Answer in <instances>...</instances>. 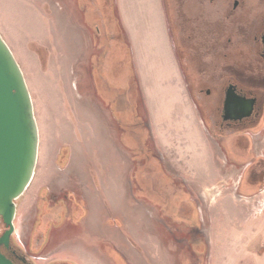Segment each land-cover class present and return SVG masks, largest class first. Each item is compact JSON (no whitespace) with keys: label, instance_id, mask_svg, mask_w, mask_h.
<instances>
[{"label":"rangeland","instance_id":"obj_1","mask_svg":"<svg viewBox=\"0 0 264 264\" xmlns=\"http://www.w3.org/2000/svg\"><path fill=\"white\" fill-rule=\"evenodd\" d=\"M164 2L179 81L158 45L153 0H0V34L40 135L12 239L34 264H264V175L249 181L264 161V124L216 127L217 85L239 51L211 48L232 28L209 4L195 21ZM200 3L179 0L176 11ZM120 5L137 23V48ZM239 11L255 16L264 0ZM241 53L246 72L254 56Z\"/></svg>","mask_w":264,"mask_h":264},{"label":"water","instance_id":"obj_2","mask_svg":"<svg viewBox=\"0 0 264 264\" xmlns=\"http://www.w3.org/2000/svg\"><path fill=\"white\" fill-rule=\"evenodd\" d=\"M233 93V94H232ZM231 88L224 106V120L250 116L233 115ZM40 135L32 97L23 71L0 34V264H16L9 249L15 233L18 202L31 185L38 162Z\"/></svg>","mask_w":264,"mask_h":264},{"label":"flooded vegetation","instance_id":"obj_3","mask_svg":"<svg viewBox=\"0 0 264 264\" xmlns=\"http://www.w3.org/2000/svg\"><path fill=\"white\" fill-rule=\"evenodd\" d=\"M177 1V5L179 0ZM190 1V0H185ZM200 5L209 4L213 7L214 14L219 15V25H226L232 28L231 35L226 39L224 48L222 46L211 48V50L222 51L237 50L239 51L235 56V60L231 61L230 71L228 77L223 78L222 83L217 85L216 95L218 96V103L216 109L217 122L216 127L220 133L224 132H239L244 130H255L264 124V11L258 12L253 16L249 13L239 11L240 7H245L248 0H200ZM205 12L203 9L199 12H190V10H183L177 15H182L181 20L189 18L183 15H202ZM183 23H185L183 21ZM217 36V35H216ZM218 42V39H217ZM203 46V45H202ZM202 48V47H201ZM246 49L252 52L253 60L247 63V71L242 72L239 65L242 63L243 57L241 52ZM211 51L210 49H207ZM236 51V52H237ZM228 53H225L224 56ZM256 63V64H255ZM197 88L200 86L198 77ZM200 93L205 96H212L213 89L211 87H199ZM233 89L235 96L232 97V107L235 110L233 115L243 114L247 116L242 120L225 121L224 120V106L227 99V94L230 89ZM233 94V93H232ZM216 105V104H215ZM257 171L251 169L249 181L258 182L260 174L264 175V161L260 163ZM61 220V218H60ZM62 221V220H61ZM64 222V221H62ZM11 260L16 264H34V258L29 259L16 245L12 242L9 249H3Z\"/></svg>","mask_w":264,"mask_h":264},{"label":"crops","instance_id":"obj_4","mask_svg":"<svg viewBox=\"0 0 264 264\" xmlns=\"http://www.w3.org/2000/svg\"><path fill=\"white\" fill-rule=\"evenodd\" d=\"M171 3H172L171 9L173 10V11L171 10L172 11L171 15H177V11H176L177 1L171 0ZM153 4L156 13V22H157L156 25L158 26V33H159L158 45L161 46V48L164 50L165 58L167 59V61L171 63L172 74L179 81L182 76V71L180 68L179 59L176 54V45L173 41V38H175V34H172L171 31V25L169 23V19L167 18V12L165 9V2L164 0H153ZM206 8L207 7L204 6L205 11H207ZM202 10H203V6H201L199 11ZM118 13H119L120 22L123 25V28L130 42V46L131 44H133V46L137 48L136 39L134 38L135 36L134 29L136 28L137 23H134L133 18H132L133 20L128 18L126 11L122 8L121 5L119 6ZM197 16L198 15L192 16L195 19V21ZM195 27H197V25H195Z\"/></svg>","mask_w":264,"mask_h":264}]
</instances>
